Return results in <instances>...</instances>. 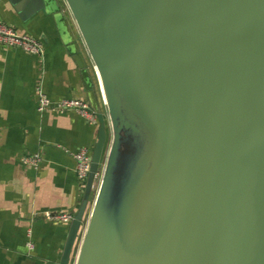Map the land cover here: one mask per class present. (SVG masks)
I'll return each mask as SVG.
<instances>
[{
	"label": "water",
	"instance_id": "water-1",
	"mask_svg": "<svg viewBox=\"0 0 264 264\" xmlns=\"http://www.w3.org/2000/svg\"><path fill=\"white\" fill-rule=\"evenodd\" d=\"M64 2L106 115L54 264L104 156L74 264H264V0Z\"/></svg>",
	"mask_w": 264,
	"mask_h": 264
},
{
	"label": "crops",
	"instance_id": "crops-1",
	"mask_svg": "<svg viewBox=\"0 0 264 264\" xmlns=\"http://www.w3.org/2000/svg\"><path fill=\"white\" fill-rule=\"evenodd\" d=\"M58 1L0 0V21L43 43L41 54L0 43V264H54L61 257L70 222L44 212L77 211L84 188L73 152L85 147L92 154L98 138L99 124L75 109H38L39 90L53 101L92 104L96 89L102 104L93 60L68 5ZM33 153L42 157L37 166L22 163Z\"/></svg>",
	"mask_w": 264,
	"mask_h": 264
},
{
	"label": "built area",
	"instance_id": "built-area-1",
	"mask_svg": "<svg viewBox=\"0 0 264 264\" xmlns=\"http://www.w3.org/2000/svg\"><path fill=\"white\" fill-rule=\"evenodd\" d=\"M0 43L4 45H8V46L20 47L29 53L41 54L43 52V43L39 38H36L29 34L21 33L15 27L3 21H0ZM94 69H95L96 77L98 79L99 75H98V72L95 66H94ZM37 98H38V109L40 111H44L47 109H52V110L53 109L54 110L75 109L82 116L87 118L91 123L99 124L98 112L94 109V107L88 101L84 99L72 97V98H63L58 101H53L42 90H39ZM102 103L106 109V103H105L104 98H102ZM102 112L104 115H106L105 110H102ZM107 150H108V147L106 148L104 155L107 153ZM73 156L76 159V172H77L78 178L81 181L82 187L85 190L86 181L91 171L92 154L90 150L83 147V148H80L74 151ZM41 160H42V157L39 153L25 154L21 157L22 163L27 164V165H32V166H37ZM104 164H105V156L103 157V160L101 162V168L99 169L97 177L93 183V191H92V195L89 201L91 205L90 211H91L93 201L96 197V192L99 186V181L102 176ZM90 211L87 213V210H86L87 217L85 216L86 219H85L84 229H85L86 222L88 220ZM44 216L51 220L71 222V220L75 216V212L73 211H45ZM83 232L84 230L82 231L81 239L83 236ZM80 243H81V240H80ZM74 262H75V259L72 260L69 264H74Z\"/></svg>",
	"mask_w": 264,
	"mask_h": 264
},
{
	"label": "rangeland",
	"instance_id": "rangeland-1",
	"mask_svg": "<svg viewBox=\"0 0 264 264\" xmlns=\"http://www.w3.org/2000/svg\"><path fill=\"white\" fill-rule=\"evenodd\" d=\"M102 105H103V103H102ZM103 107H104V105H103ZM103 110H105V111H106L105 107L103 108Z\"/></svg>",
	"mask_w": 264,
	"mask_h": 264
}]
</instances>
